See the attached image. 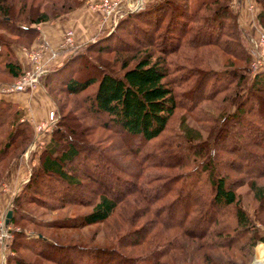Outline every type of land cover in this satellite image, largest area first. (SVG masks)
<instances>
[{
	"label": "trees",
	"instance_id": "trees-1",
	"mask_svg": "<svg viewBox=\"0 0 264 264\" xmlns=\"http://www.w3.org/2000/svg\"><path fill=\"white\" fill-rule=\"evenodd\" d=\"M33 2L0 0V47L8 49L10 44L29 45L37 35V24L66 14L79 4L77 0L73 1V6L61 2L51 5L49 9ZM255 2L259 7L256 20L264 29V0ZM229 3L230 0L200 1L191 9L189 0H154L135 12L123 14L108 33L85 42L80 48H71L70 56L63 63L46 70L41 76L42 80H47V77L51 81L59 80L67 74L62 91L67 95L83 94V111L94 122L98 117L103 118L88 128L97 127L128 138L126 145L130 146L140 168L135 172L111 168L101 155L102 147L96 149L93 144V152L90 147L87 148V142H78L66 133L69 130L74 137L77 136L73 126L66 121L68 117L61 115L40 153L35 176L60 180L66 189L79 185L76 172L73 170V174L70 173L66 166L87 148V153L80 157L86 167L85 172L92 179L91 184L105 189V193H100L92 204L90 212L67 226L104 223L119 203L128 202L142 209L140 215L150 212L153 218L138 226L134 225L135 216L126 219L123 224L128 226L127 230L121 233L124 230L117 225L110 237L111 242L106 246L83 248L63 245L55 238L50 240L38 233L45 238L39 237L34 241L35 249L29 248L36 257L31 261L16 255L19 247L25 248L26 239L22 230H13L9 243L12 253L7 256L5 264H75L64 253V250L71 249H80L89 255L82 264H232L229 261L233 251H240L248 257L256 241L264 243V237L258 234L255 226V222L264 226V222L257 217L258 213L264 211V183H256L257 179L264 178V146L261 142L264 139V69L252 76L251 82L245 86L244 74L238 70L245 69V66L216 72L202 64V55L198 53L202 47H217L229 56L248 63L249 56L238 42L240 28L237 15L230 9ZM119 30L121 33L115 40ZM10 36L15 40H10ZM102 52L113 54V61L119 68L117 72L95 58L94 53L99 55ZM123 53L129 56L124 59ZM171 55L182 61L169 65L172 75L167 68ZM196 57L203 70V73H199L202 75L200 87L196 88L201 91L200 100L216 98L229 89L231 83L236 88L235 98H238L228 106L220 119L215 120L213 133L204 140L185 124L180 115L178 131L167 132L178 100L186 102L188 112L196 109L194 115L198 120L215 119L206 111L195 108L196 90H193L194 95L188 96L187 91L182 94L178 89L179 84L185 82L182 78L184 73L190 70L197 72L199 67L193 68L198 65L194 62ZM0 70L11 79L21 73L15 59L3 60ZM42 87L54 103L48 84L42 82ZM241 89L245 90L242 97ZM55 104L58 111L61 110L57 102ZM18 117L19 113L13 112L9 103L0 101V129L11 128L5 139L0 138V158L14 139L21 144L31 137L30 126L19 122ZM225 138L232 144L226 154L228 158L215 151V144ZM129 141L137 142L131 144ZM76 143L82 148L78 149ZM237 148H244L245 154L253 157L251 162L258 172L250 174L249 181L241 182L247 185L251 200L257 204L253 216L241 205L240 195L228 175L235 170L231 164L234 158L231 157L235 156ZM254 149H260L261 153ZM143 150L145 153H142ZM153 152L161 155L155 158ZM169 153L175 158L172 163L160 158ZM92 155H96V158H92ZM229 158L231 160L227 162ZM86 161L92 164L88 165ZM220 162L228 163L225 173L220 171ZM155 168H173L175 171L155 173ZM104 174H110L112 186L116 189L124 183L122 179L129 181L130 191L109 196L108 189L111 187L108 188L103 181ZM119 175L124 178H119ZM33 181L28 178L25 186L32 187ZM31 193L34 195L36 191L32 190ZM13 222L12 215L8 223ZM218 258L220 261L223 258L224 262H218Z\"/></svg>",
	"mask_w": 264,
	"mask_h": 264
},
{
	"label": "rangeland",
	"instance_id": "rangeland-1",
	"mask_svg": "<svg viewBox=\"0 0 264 264\" xmlns=\"http://www.w3.org/2000/svg\"><path fill=\"white\" fill-rule=\"evenodd\" d=\"M32 2V0H29ZM74 0H34L33 3L39 4L40 7H46L49 8L54 6L55 4H59L61 2L65 4L72 5ZM79 1V4L75 6L71 10L75 9H88L91 10L88 7V4L90 0H77ZM148 2H143V0H130V3H137L141 9L146 3L152 2L154 0H147ZM200 1H208V0H189L190 2V8L194 9L197 4ZM73 6V5H72ZM231 4V0L229 3V7L232 11L236 12L237 19L238 12L236 9H233V6ZM48 9V10H49ZM138 9V10H139ZM248 10H251L250 7L247 8ZM70 10V11H71ZM54 11V9H53ZM69 11V12H70ZM99 11V10H96ZM137 11V10H136ZM51 12V11H50ZM100 12V11H99ZM135 12V11H134ZM127 13V12H126ZM68 13L62 14L52 20L55 19H64L67 16ZM102 14V13H101ZM125 14L122 12L120 15L122 16ZM103 15V14H102ZM120 16V17H121ZM119 17V18H120ZM252 18V22H251ZM49 20V21H52ZM115 20V17L112 18V21L110 23L109 28H103L101 29L95 36H93L90 40L102 36L104 33H108L109 30L113 27V25L117 22H113ZM239 24V23H238ZM251 27L254 26V34H251L248 29L241 27L239 25V32H238V42L242 46V48L245 50V53H247L248 44L251 38H253L258 31L263 30L257 23L256 16L255 20L252 16L248 19V23ZM37 29V35L33 39V41L29 44H10L8 49L5 47H0L1 51V58H0V64L3 60H16L20 67H21V73L19 76L23 73V71L27 70L30 67V59H29V52L33 49H38L40 45L43 43L40 40L39 37V31L38 26L36 25ZM66 31H71L70 29L64 30V32L61 34V37L58 44L61 41L62 35ZM252 31V30H251ZM121 33V30L118 31L116 34V39L118 38V35ZM73 34V32H72ZM10 40L14 41V37H9ZM21 40V39H20ZM113 40L114 44L116 41ZM19 41V40H18ZM87 42V41H86ZM113 42H110V44H113ZM85 43V42H84ZM83 43V44H84ZM57 44V45H58ZM82 44V45H83ZM81 45V46H82ZM80 46V47H81ZM77 47V48H80ZM75 48V47H71ZM71 48L65 49L68 50L63 61L70 56L71 54ZM208 48V49H207ZM207 52V53H206ZM199 54L202 55L204 65L213 71L216 72H222L226 69H231L234 67H240L245 66V69H238L241 73L244 74V85L246 86L248 83L251 82L253 74L249 68V61L248 63H244L242 60H240L238 57L229 56L226 52L220 51L217 47H202L199 49ZM92 56V54H90ZM95 58L97 57L99 62L101 64L106 63L108 68L112 70L113 72L118 71V64L113 61V54L112 53H100L97 55L94 53ZM129 55L123 53L122 57L126 59ZM190 56L192 54L190 53ZM168 72L170 75L173 73L169 71L170 66L174 65L178 62H182L181 60L177 59L175 56L171 55L168 60ZM195 64L197 62V57L194 59ZM60 63V64H61ZM131 64V63H130ZM185 67L188 65L186 63ZM203 65V67H204ZM111 66V67H110ZM201 64L196 65L193 68H197V72H194L190 70V72L184 73L183 77L185 82H179L180 87L178 89L182 94H185L184 92L187 91L188 96L194 95V91L196 90L197 94L194 98V104L196 105L195 108H200L201 111H206L209 116L215 117L214 121H211L209 119H197L196 109L191 110L188 112V109L185 107L186 102H182L178 100V107L175 111V115L172 118L173 121L170 122L168 125L169 133H176L178 131L177 128V121L178 116H182L185 120V124L189 126L190 128L197 131L198 136L201 140H204L208 135H211L214 131V127H216V121L220 119L222 116V113L225 112L226 109H228L229 105L231 103H235L238 98H235L237 96L235 93L236 88L233 87L232 83L230 84L229 89H227L225 92L218 94L216 98L210 100V101H202L199 98L200 90V80L202 79V75L199 73H203V70L201 69ZM55 67H48L47 70L54 69ZM190 68V67H189ZM67 70V68H66ZM65 70V71H66ZM69 71V70H68ZM71 72H69L70 74ZM65 73L63 72L62 75ZM15 79L9 78L3 71L0 70V101L7 102L11 106V110L17 111L19 113L18 121L26 123L30 126L32 134L29 140L25 143L19 144L18 141H15L6 148L5 152L2 154L3 156L0 158V258H1V264H5L6 258L9 254L12 252L9 250V243L12 239V231L13 230H22V232L25 235V244L24 247H19L16 250V255L18 257L23 258L25 261H31L33 259H36V257L33 256V254L29 251L30 247H34L35 243L34 241L38 239L39 237L45 238L39 234H44L47 238L50 240L55 238L58 243L63 245H76L77 247H91V246H106L111 242L112 233L115 232V228H118L117 225L122 227L121 233H124L127 229V225H124L123 223L126 222V219H130L131 217L135 216V224L136 226L141 225L143 222L147 221V219L153 218L150 212L146 213V215H140V212H142V209H139L136 207V204L126 203L122 204L119 203L115 211L112 213V215L106 220L104 223L100 224H94V225H86V226H67L70 223H75L80 217L84 216L88 212H90L92 204L97 201L98 195L100 193H105L102 188V186L93 185L90 183L92 180L88 173L85 171V166H83V162L80 160V157L87 153V148L90 147L92 149L91 151H95L92 148V145L94 144L98 149L103 148V151L101 152V155L105 158V161L111 166V168H118L119 170H127V171H138L140 168L136 164V158L133 157V154L131 152L130 146L126 145V140H129L128 138L124 139V136L118 134L117 132H113L111 134L110 131H104L100 130L97 127H94L93 129L88 126H92L91 124H96L98 119L100 121L103 120L102 117H98L95 122L93 119L90 118L89 114L84 112L83 107L84 104H82L83 94H77V95H67L65 94L63 89V81L67 78V74L60 77L59 80H50L49 77H47V80H42L41 77L38 80L37 85L34 87H40L45 95L49 98L51 105L47 104L46 106V113L45 118H43L40 123H33L29 120V118L25 115L26 112V105L27 103H23L24 105H16L12 102H10L7 98H5L6 95L12 94V93H29L32 90L27 91H3L5 90L10 84L15 82L18 78ZM182 80V79H181ZM180 80V81H181ZM234 80V79H233ZM179 81V80H178ZM42 82L48 84L50 95L54 98L55 102L59 105L60 109L58 111V107L56 106L55 102L51 100V98L46 94L44 88L42 87ZM243 84V82H242ZM185 90H184V89ZM242 90V89H241ZM90 91V89L88 90ZM86 92V91H85ZM245 93V90L243 89L240 92V96L242 97ZM184 95V96H187ZM187 96V97H188ZM250 101V100H249ZM193 102V101H192ZM232 108V107H231ZM52 112V117H49V113ZM202 113V112H200ZM66 115L68 117V124L70 126H73L75 133H77V136L74 137V135L68 130L66 133L73 139L75 138L78 142H87V148L85 151H80L79 155L73 159L72 162L68 163L66 166V170L69 169L70 173L73 172V170L76 172V176L78 177V180L80 182L79 185L67 187L64 188V183L60 180H54L51 177H40L38 178L35 176V170L37 171V167L39 164L40 159V153L43 150L44 146L47 144L48 139L50 137V133L52 129L54 128L56 122L61 118V115ZM63 118V117H62ZM41 126V129L37 130V127ZM97 128V129H96ZM11 128L5 129V127H2L0 131L2 134L0 135V138H4L8 132H10ZM244 129V127H243ZM247 131H250V129L246 128ZM219 130V129H218ZM166 132V135H167ZM189 132V131H188ZM19 133V132H18ZM110 134V135H108ZM114 134V135H113ZM191 134V133H190ZM194 135V134H193ZM230 136V135H229ZM86 140V141H85ZM264 140V139H262ZM263 143L264 146V141ZM98 141V142H95ZM135 141L130 142L133 144ZM137 142V141H136ZM135 142V143H136ZM4 143V142H3ZM97 143V144H95ZM90 144V145H89ZM130 144V145H131ZM85 145V144H84ZM76 146L78 149H81V146H78L76 143ZM232 146V144L229 142L228 139H222L221 142H217L215 144V151L218 152L221 156L222 154H225L226 158H228L227 151L228 148ZM2 146L0 145V149ZM247 150V149H246ZM258 152V154L261 153L260 149H254ZM147 151V150H146ZM152 152V151H151ZM254 152V151H253ZM256 152V153H257ZM142 153H145V150L142 151ZM173 153V152H172ZM172 153L165 154L161 156L160 158L167 161V163L174 162L175 158L173 157ZM141 154V153H140ZM155 158H158V154L156 152H153ZM237 155V157H235ZM96 155H92L91 157L94 158ZM171 156V157H170ZM234 158L232 159V165L234 167V171H231L228 173L229 179L232 180V185L236 186L235 190L240 195V203L243 207H245L246 211L250 216H253L254 210L257 206L255 202L251 200V195L247 191V185L243 184V180L245 182L249 181V176L252 173H258L255 165L251 162L253 160V157L248 156L245 154V149L237 148L236 154ZM137 159H139V154L137 155ZM96 158V157H95ZM237 158V159H236ZM256 159V157L254 158ZM231 160L230 158L227 159ZM89 161H86L87 163ZM226 162V163H227ZM254 162L257 164L258 161L254 160ZM84 163V164H85ZM92 164V162H89L88 165ZM228 164V163H227ZM227 164L220 162V171L221 173H225ZM227 165V166H226ZM85 167V168H84ZM149 170V169H148ZM147 170V171H148ZM153 171L156 173L159 172H174L175 169L169 168V169H163V168H155ZM88 172V171H87ZM91 172V171H90ZM73 174V173H72ZM121 174V172H120ZM31 175V176H30ZM110 174L103 176V181L107 183L109 196L113 197L115 194H121L125 193L128 190L131 189V183L127 180L122 179L124 182L123 184H119L118 189L116 187L112 186V180L110 179ZM30 176V177H29ZM123 175H119V178ZM31 178V180H36V182H32V187L25 186L27 184V179ZM256 183L261 184L264 183V178L257 179ZM234 186V187H235ZM32 190L36 191V194L33 195L31 193ZM122 194V195H123ZM130 196V195H129ZM64 199V200H62ZM172 199V198H171ZM264 201V200H263ZM140 204H143V202L140 201ZM264 204V203H263ZM7 210H11V216L13 215L14 222L13 223H7L4 225V217ZM172 211V210H171ZM176 210L173 209L172 212L175 213ZM10 216V217H11ZM257 217L261 222H264V211L261 213H258ZM10 219V218H9ZM255 226L258 228L259 232L258 234L261 237H264V226L259 224L258 222H255ZM264 225V224H263ZM56 241V242H57ZM37 245V243H36ZM264 248V243L260 241H256L255 244L250 249V256L243 255L240 251H233V256L230 259L229 262H232V264H255L256 255L259 250ZM35 249V247H34ZM77 249V248H76ZM192 251V250H191ZM70 262H73L75 264H82L86 258L89 257V255H86V253L80 249L74 250H64V253ZM63 254V253H62ZM65 258V256H64ZM218 262L222 263L224 262V259L218 258ZM42 264H52L50 262H42ZM264 264V261H263Z\"/></svg>",
	"mask_w": 264,
	"mask_h": 264
},
{
	"label": "crops",
	"instance_id": "crops-1",
	"mask_svg": "<svg viewBox=\"0 0 264 264\" xmlns=\"http://www.w3.org/2000/svg\"><path fill=\"white\" fill-rule=\"evenodd\" d=\"M148 2L143 0V2ZM233 9L238 12V23L241 27L248 29L251 34H254V26L251 27L248 23V19L252 16L255 20V16L259 10L255 0H231ZM231 6V7H232ZM250 6L251 10L247 8ZM112 17H104L101 12L88 9H75L68 12L64 19H55L52 21L42 22L37 24L39 37L43 43H46L50 49H55L57 42L59 41L61 34L66 29H70L73 32V46L80 47L84 42L90 40L101 29L109 28ZM252 22V18H251ZM252 30V31H251ZM254 32V33H253ZM68 50L58 51L54 56L49 55V51L41 54L40 62L46 67H57L64 59ZM69 52V51H68ZM10 102L16 105H24L27 103L25 115L33 123H40L45 118L46 106L51 105L49 98L45 95L40 87L34 88L29 93H12L6 95ZM1 264V258H0Z\"/></svg>",
	"mask_w": 264,
	"mask_h": 264
},
{
	"label": "built area",
	"instance_id": "built-area-1",
	"mask_svg": "<svg viewBox=\"0 0 264 264\" xmlns=\"http://www.w3.org/2000/svg\"><path fill=\"white\" fill-rule=\"evenodd\" d=\"M141 6V5H140ZM137 3H130V0H90L88 7L91 10H99L104 17H115L118 19L122 12H134L140 8ZM250 7V6H249ZM73 46V35L71 31H66L61 38L60 43L55 49H50L46 43H42L37 49L29 52L30 67L23 71L19 78L10 84L3 91H27L32 90L38 83L39 78L46 72V67L40 62L41 54L49 51L50 56L58 51L71 48ZM247 54L249 56V68L253 74H256L264 69V31L260 30L250 39ZM52 117V112L49 113ZM41 126L37 127V130Z\"/></svg>",
	"mask_w": 264,
	"mask_h": 264
},
{
	"label": "bare ground",
	"instance_id": "bare-ground-1",
	"mask_svg": "<svg viewBox=\"0 0 264 264\" xmlns=\"http://www.w3.org/2000/svg\"><path fill=\"white\" fill-rule=\"evenodd\" d=\"M264 261V248L258 251L255 259V264H263Z\"/></svg>",
	"mask_w": 264,
	"mask_h": 264
},
{
	"label": "water",
	"instance_id": "water-1",
	"mask_svg": "<svg viewBox=\"0 0 264 264\" xmlns=\"http://www.w3.org/2000/svg\"><path fill=\"white\" fill-rule=\"evenodd\" d=\"M11 216V210H7L6 213H5V217H4V225H6L8 223V220Z\"/></svg>",
	"mask_w": 264,
	"mask_h": 264
}]
</instances>
